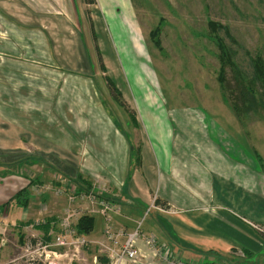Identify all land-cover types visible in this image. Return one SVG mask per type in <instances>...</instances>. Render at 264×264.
Instances as JSON below:
<instances>
[{"label": "crops", "instance_id": "1", "mask_svg": "<svg viewBox=\"0 0 264 264\" xmlns=\"http://www.w3.org/2000/svg\"><path fill=\"white\" fill-rule=\"evenodd\" d=\"M92 11L107 33L108 53L95 43ZM2 22L0 87L13 85L14 91L0 89V206L30 181L31 175L14 169L29 168L24 160L45 161L52 170L60 168L63 179L102 187L120 205L113 214L115 227L131 231L147 213L150 220L145 228L141 223V234L153 235L175 257L210 264L216 257L248 256L253 262L260 238L241 217L264 226V168L240 137L212 121L204 106L173 99L172 91L170 97L158 91L154 101H147L146 81L159 82L146 58L134 0H0ZM98 69L105 79L114 72L115 79H126L135 90L121 91L132 115L118 102L110 112L103 98L78 85L72 91L66 85L50 91L61 78L65 84L68 79L92 81ZM35 72L40 79L31 76ZM125 127L139 135L138 166L132 162L135 141ZM37 175L48 173L43 169ZM32 185L27 204L14 207V223L32 225L48 241L42 237ZM153 195L167 209L150 206ZM59 197L65 205L64 196ZM52 208L44 201L42 214ZM45 218L53 233L52 223L60 217ZM103 224L102 219L99 230L83 234L101 239ZM134 243L143 264H171L155 257L141 237ZM80 255L87 264L95 257L105 261L94 247L81 249Z\"/></svg>", "mask_w": 264, "mask_h": 264}, {"label": "rangeland", "instance_id": "2", "mask_svg": "<svg viewBox=\"0 0 264 264\" xmlns=\"http://www.w3.org/2000/svg\"><path fill=\"white\" fill-rule=\"evenodd\" d=\"M134 5L141 24L142 38L146 51L148 50L146 58L148 63L151 62L159 82L158 85H150L146 81V89L144 91H146L147 101H154L159 94L158 91H163L167 97H170L169 94L172 91L176 95V98L173 99L180 98L181 102H185L188 105L194 103L204 106L207 112L210 113L212 121L221 122L223 125L221 127H226L230 130V135L240 137L247 149L253 151L258 158L260 168H264V0H134ZM75 9L77 11L76 15H81V12H78L79 7L75 6ZM91 16L95 23V43L100 50L103 48L104 52L108 53V45L110 43L107 33L98 26V21L94 18L93 11ZM3 24L2 22L0 25L3 26ZM2 33L6 36L5 32ZM216 35L231 47L234 53L233 61L242 72L250 71L251 60L256 66L261 82L258 84L259 86L254 85L253 82L252 84L248 82L250 86L254 87L257 102L255 109L249 113L242 110L236 112L232 108V101L237 95V88L234 82L237 74L234 71V67L226 63L224 66V82L219 80L220 58ZM4 58L5 56H2L0 50V59ZM104 58L108 62V58ZM98 72V76L92 81L79 79L73 81L68 79L65 84L63 78L60 79V82L55 80L54 88L50 91H63L65 85L66 91H72L78 85L80 89L94 91L95 96L103 98L102 103L112 112L111 105L117 104V102H112V97H109L107 91L110 90L108 86L107 88L105 86L106 79L101 74L102 69H98ZM24 73L29 75L26 70ZM31 76L40 79L37 72ZM115 76L114 72L108 73V78L111 81L114 80L112 82L120 93L124 89L126 91H135L133 88H129L126 79L118 77L121 80L119 81L115 79ZM85 82L90 84V86L87 85L88 89ZM71 85L76 86L71 87ZM39 88L42 89V86L39 85ZM134 88L137 90L136 87ZM0 89L3 91H14V86L10 85L8 89L0 87ZM121 97L125 103L126 99L122 93ZM125 106L129 114L132 115L131 105ZM125 129L132 133L135 141L133 151L135 152L137 149L140 153L139 135L134 132L133 128H130V130L125 127ZM23 133L26 134V131L24 130ZM134 160L133 153L132 162L136 165ZM24 163H29L30 167L26 168L24 165L19 169H14V171L24 176L31 175L30 181H32V189L35 194L34 201L39 212V214L37 213L39 215L37 219L41 223L39 225L45 226V221L50 223L49 219L46 220L45 217L57 219L63 215L64 200L62 201L60 199L62 197H59L54 191L55 187L60 185V180L64 176L60 174L62 172L60 168L56 167L52 170L48 168L45 161L24 160ZM138 165H140V162L136 166ZM28 169H32V171ZM43 169L48 173L44 178L37 175ZM12 175H14V172ZM5 180L7 178H4ZM74 181L75 179H73V183H75ZM91 187L93 185L88 186V188ZM100 188L102 187L98 185L95 189L98 191ZM17 192L18 190L14 193V196ZM12 196L0 206V264L14 259H28L31 250L29 246L33 240H35V243L36 239H38L33 238L31 235L39 237L41 233L32 225L26 228L21 221L14 223V207L24 206L22 202H24L25 197H20L17 203L11 199ZM44 201L47 202L50 208L51 206L53 207L51 212L46 215L42 214ZM151 205L152 203H150ZM7 215L10 216L7 217ZM92 216L94 219L92 232H95L100 228L102 216L97 213ZM140 218L143 228H145L146 221L150 220V216L147 213L143 216L141 213ZM11 219L13 220L12 223H10ZM241 220L258 232L260 238L258 255H253V262L245 259L251 258L248 256L237 259L229 257L230 260L228 261L226 260L227 257L223 256L224 258L216 257L210 260V264H264V226L250 222L244 217H241ZM52 228L55 230L53 233L51 231L44 233L47 236L42 233V237L46 238L48 242L58 232V222L52 223ZM155 240L157 242L156 238ZM156 244L158 245V242ZM161 250L165 258L177 260L181 264H204L201 261L188 262L182 258L175 257L168 247L166 249L162 247ZM80 254L81 252L78 253L79 257H74L77 260L75 262L87 264L85 257ZM164 260L166 261V259ZM205 261L208 260L205 259ZM109 263L110 259H105L102 264Z\"/></svg>", "mask_w": 264, "mask_h": 264}, {"label": "built area", "instance_id": "3", "mask_svg": "<svg viewBox=\"0 0 264 264\" xmlns=\"http://www.w3.org/2000/svg\"><path fill=\"white\" fill-rule=\"evenodd\" d=\"M91 187L78 189L76 184L66 179L60 180V185L55 187V194L65 196V208L63 215L58 221V232L53 235L51 241L40 237L34 245H30V259H39L43 264H75L78 253L81 249L94 247L101 257L110 259L109 264H143L142 257L135 246V239L141 237L157 258H164L171 264H181L177 260L167 259L162 254L161 245H157L153 235L141 234V221L137 222L135 229L127 231L124 228H117L113 225V214L118 213L120 205L107 197L104 191ZM152 206L163 208L154 203ZM166 209V208H165ZM100 214L103 219V237L97 240H89L83 233L77 231L76 225L82 215L92 216ZM43 222V221H42ZM257 228V227H256ZM264 233V232H263ZM167 248V247H163ZM79 257V256H78ZM98 263L95 257L93 264Z\"/></svg>", "mask_w": 264, "mask_h": 264}, {"label": "trees", "instance_id": "4", "mask_svg": "<svg viewBox=\"0 0 264 264\" xmlns=\"http://www.w3.org/2000/svg\"><path fill=\"white\" fill-rule=\"evenodd\" d=\"M84 2L88 3V4H92L94 2V0H84ZM220 26V25H219ZM222 27V26H221ZM216 39H217V44L219 47V58H220V68H219V80L221 82H224V66L227 63V65L229 66H233L234 67V71L237 74V76L235 75V84H236V88H237V95L235 97V99L232 101V108L236 111V112H240L241 110L249 113L251 111H253L257 105L256 99H255V94H254V87L250 86L248 84V82H250L252 84V82L254 83V85L259 86L258 84H260L261 80L259 78L258 75V71L256 69L255 64L253 63V61H250V71L245 72V71H241L237 64L234 63L233 61V50L231 49V47L227 44H225L223 42V40L216 35ZM101 68H103V64H100ZM106 82H107V86L110 90V93L112 94L113 98L116 100V102H118L120 105H125L124 101L122 100L121 97V93L120 91L116 88V86L113 84V82L109 79L106 78ZM225 99H227V97H225ZM134 163L137 165L140 162V153L139 150L136 149V151L134 152ZM76 186L78 189H87L89 184L84 182L82 179L77 178L76 180ZM32 185V181H29V183H27V185L23 188H21L20 190H18V192L16 193V195L12 196V200H15L17 202V200L20 197H25L24 202H22V204L25 206L27 204V200H28V194H30L28 187ZM18 203V202H17ZM154 203L156 205H159L163 208L167 209V206L164 203H161L159 201H157V199H155ZM47 220V219H46ZM93 216H87V215H82L77 222L76 228L77 231L79 233H89L92 230L93 227ZM45 226H41V230L44 233H47L49 231V224L47 223ZM34 241V240H33ZM4 264H43V262L39 259H30V258H22V259H16V260H10Z\"/></svg>", "mask_w": 264, "mask_h": 264}]
</instances>
